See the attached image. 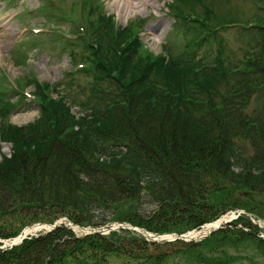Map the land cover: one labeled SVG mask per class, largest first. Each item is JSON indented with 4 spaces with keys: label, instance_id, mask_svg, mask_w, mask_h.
<instances>
[{
    "label": "trees",
    "instance_id": "16d2710c",
    "mask_svg": "<svg viewBox=\"0 0 264 264\" xmlns=\"http://www.w3.org/2000/svg\"><path fill=\"white\" fill-rule=\"evenodd\" d=\"M175 1L194 9L202 0ZM204 14L190 22L178 15L176 28L186 38L183 62L143 56L133 28H116L113 17L91 3L90 35L79 39L73 59L87 64L93 112L77 118L64 94L53 98L48 84L33 79L39 117L28 126L0 127L2 140L12 143L11 155L0 162L1 237L60 216L107 222L106 214L94 219L95 207L159 232L199 226L229 208L264 218V14L242 67L228 58L211 10ZM207 25L206 39L216 42L210 68L193 49ZM12 106L1 101V113ZM70 236L59 227L0 250V264H57L80 244ZM117 236H89L84 243L106 249L103 239L113 243ZM257 242L264 253V241Z\"/></svg>",
    "mask_w": 264,
    "mask_h": 264
},
{
    "label": "rangeland",
    "instance_id": "374dc122",
    "mask_svg": "<svg viewBox=\"0 0 264 264\" xmlns=\"http://www.w3.org/2000/svg\"><path fill=\"white\" fill-rule=\"evenodd\" d=\"M115 1L117 0H17L13 4L3 2L0 7V20L4 21L3 24H5L4 26L10 35H12V31L14 33L7 46H3L4 42L0 37V43L2 44L0 46L3 50L0 51V77L3 73L8 76L9 88L11 90L18 89L19 91H14L15 95L21 93V88L29 92L34 90L33 86H27L26 84V79L33 76H38L40 80L45 82L58 84L51 95L56 97L58 92L64 94L68 100L73 101V104H71L72 112L79 115V111L82 110L76 104H82L81 102L86 101L89 94L87 82L90 80V76L87 77L85 73H82L81 76V71L74 72L72 75L69 73L76 69V66H71L72 53H77L79 50L70 47L65 49V43L61 42L64 41V33L66 37L67 34L77 31L75 22L72 19L77 20L80 25L84 26V17L87 10H89L90 2L94 6H100L104 12L113 15L116 21L115 24L121 27L128 24L136 25L144 19L140 37L145 47L153 53L164 52L165 47L168 45L171 47L170 51L175 54L184 50L183 38L180 34H175L176 38L172 42H169L168 39L176 22L169 8L172 0H149L147 7L144 3H140L134 10L132 9L131 13V9L120 12ZM202 2L214 9L216 14L232 11L246 22L250 21L249 18L257 12L258 7L264 6V0H203ZM40 6H44L47 11L40 12ZM24 9L29 11L37 9V12L24 20L22 14ZM51 11H63L67 18L51 15ZM159 21L163 22L162 25L152 31L151 26ZM51 26L59 29L57 31L60 32L59 42L45 39L40 41L41 45H39L37 42L28 40V36L24 35L26 32H20L21 28H27V31H31L33 27L35 29L34 33H38V31H47ZM78 31L83 32V30ZM254 31V29L243 31L239 30L238 27H231L225 32V36L230 47L237 49L248 41L249 36L254 35ZM68 50L74 52L69 53ZM19 52L25 55L20 63L17 61ZM14 53L15 59H11V54ZM201 54L203 53L200 52L199 55ZM30 56L35 58L36 61H33V59L28 61L27 57ZM203 57L206 58L205 55ZM240 57L241 55L237 54V58ZM72 80L74 81L72 82ZM19 98L17 96L13 98V101ZM26 101L25 105L11 112L10 120L12 122L26 125L38 117L39 108L37 102L34 101V97H28ZM23 116L28 117L24 118ZM0 145L4 154H10L9 144L0 143ZM99 211H95L96 215L101 213ZM262 221L264 222L263 219ZM221 231L227 233H225L227 236L225 242L220 241L219 236L221 234H218L217 242L205 243L204 245L200 241L187 242L183 240L159 241L156 245H153L142 241L140 238L134 240L129 233H122L121 244L130 255L100 249L97 254L100 259L97 261L93 256V249L89 247L88 243H85V251L77 253L79 256L77 261L67 255L63 261H58L57 264H216L219 261H222V264H264V253L253 239L238 234L229 225H225L221 228ZM137 236L143 237L140 233ZM109 245V248L112 249L114 244ZM165 253L168 254L163 255L158 261L149 259L153 255Z\"/></svg>",
    "mask_w": 264,
    "mask_h": 264
},
{
    "label": "bare ground",
    "instance_id": "6f19581e",
    "mask_svg": "<svg viewBox=\"0 0 264 264\" xmlns=\"http://www.w3.org/2000/svg\"><path fill=\"white\" fill-rule=\"evenodd\" d=\"M148 1L149 0H117L115 1V3L117 2V7L118 9L120 10V12H123V11H128L131 9L130 13L137 7L138 4L140 3H144L147 7L148 5ZM116 5V4H115ZM133 9V10H132ZM163 22L159 21L157 23H155L154 25H152V31L158 29L161 25H162ZM5 24H2L0 23V37L3 39V46H7L10 42V38L13 36L10 35V33L8 32V30L5 28L4 26ZM12 40V39H11ZM1 44V43H0ZM2 45V44H1ZM0 51L2 52V46H0ZM24 118H27L28 116H23ZM225 218H223L222 220H219V222L217 223H214L213 225H211L210 227H217L219 226L220 224H222V221H224ZM40 230V228L38 229V231ZM204 233V232H203ZM202 233V234H203ZM194 234V235H193ZM193 237H195L196 233H193ZM192 237V236H191Z\"/></svg>",
    "mask_w": 264,
    "mask_h": 264
},
{
    "label": "water",
    "instance_id": "95a60500",
    "mask_svg": "<svg viewBox=\"0 0 264 264\" xmlns=\"http://www.w3.org/2000/svg\"><path fill=\"white\" fill-rule=\"evenodd\" d=\"M54 226V225H53Z\"/></svg>",
    "mask_w": 264,
    "mask_h": 264
}]
</instances>
